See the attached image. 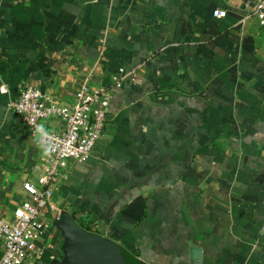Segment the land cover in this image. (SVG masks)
Listing matches in <instances>:
<instances>
[{"label": "crops", "instance_id": "crops-1", "mask_svg": "<svg viewBox=\"0 0 264 264\" xmlns=\"http://www.w3.org/2000/svg\"><path fill=\"white\" fill-rule=\"evenodd\" d=\"M258 1L0 0L1 216L29 201L24 181L48 158L10 108L23 81L69 101L93 68V84L120 67L140 78L124 81L92 156L58 186L37 264L63 255L64 209L146 264H192V246L201 264H264Z\"/></svg>", "mask_w": 264, "mask_h": 264}, {"label": "built area", "instance_id": "built-area-1", "mask_svg": "<svg viewBox=\"0 0 264 264\" xmlns=\"http://www.w3.org/2000/svg\"><path fill=\"white\" fill-rule=\"evenodd\" d=\"M217 9L215 15H225ZM250 18L264 27V0L252 9ZM101 63L98 58L97 65ZM97 67V66H96ZM94 68L76 89L69 101L23 81L17 99L10 103L14 114L45 149L47 162L40 173L24 181L29 201L18 206L12 219L0 215V264H37L41 261L58 186L67 180L71 165L92 156L112 119L111 103L126 79L139 82L136 70L120 67L110 84H93ZM50 121L58 125L51 126Z\"/></svg>", "mask_w": 264, "mask_h": 264}, {"label": "water", "instance_id": "water-1", "mask_svg": "<svg viewBox=\"0 0 264 264\" xmlns=\"http://www.w3.org/2000/svg\"><path fill=\"white\" fill-rule=\"evenodd\" d=\"M63 235L61 258L51 264H137L142 262L114 238L83 227L72 213L62 210L55 223ZM192 264L202 263V249L192 246Z\"/></svg>", "mask_w": 264, "mask_h": 264}, {"label": "trees", "instance_id": "trees-1", "mask_svg": "<svg viewBox=\"0 0 264 264\" xmlns=\"http://www.w3.org/2000/svg\"><path fill=\"white\" fill-rule=\"evenodd\" d=\"M261 27H263V26H261ZM73 216L75 217L74 214H73ZM0 248H1V246H0ZM1 254H2V251H0V256H1ZM137 264H146V263H144V262L142 261V262H139V263H137Z\"/></svg>", "mask_w": 264, "mask_h": 264}]
</instances>
